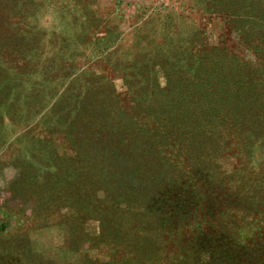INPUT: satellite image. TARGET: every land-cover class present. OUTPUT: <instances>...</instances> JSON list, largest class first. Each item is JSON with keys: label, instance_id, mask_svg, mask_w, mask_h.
I'll return each mask as SVG.
<instances>
[{"label": "rangeland", "instance_id": "374dc122", "mask_svg": "<svg viewBox=\"0 0 264 264\" xmlns=\"http://www.w3.org/2000/svg\"><path fill=\"white\" fill-rule=\"evenodd\" d=\"M0 264H264V0H0Z\"/></svg>", "mask_w": 264, "mask_h": 264}]
</instances>
